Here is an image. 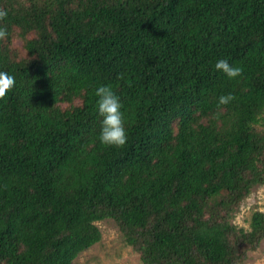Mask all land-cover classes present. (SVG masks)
Segmentation results:
<instances>
[{
    "label": "trees",
    "instance_id": "1",
    "mask_svg": "<svg viewBox=\"0 0 264 264\" xmlns=\"http://www.w3.org/2000/svg\"><path fill=\"white\" fill-rule=\"evenodd\" d=\"M0 8V71L16 80L0 99V264H74L104 220L143 264H244L259 249L264 215L233 220L264 185V0ZM100 86L120 98L123 147L100 141Z\"/></svg>",
    "mask_w": 264,
    "mask_h": 264
},
{
    "label": "rangeland",
    "instance_id": "2",
    "mask_svg": "<svg viewBox=\"0 0 264 264\" xmlns=\"http://www.w3.org/2000/svg\"><path fill=\"white\" fill-rule=\"evenodd\" d=\"M29 3L32 0H23ZM44 1V0H33ZM13 47L22 50L23 40L14 39ZM79 102H77L78 104ZM63 107H66L64 105ZM225 109H215L207 114V121L217 125L219 119H225ZM221 129V128H220ZM264 215V185L254 188L242 202L233 222L250 230L252 224L258 221V215ZM101 231V240L90 249L82 252L74 264H143L140 255L126 244L117 225L111 220H104L96 224ZM244 264H264V240L259 249L250 254Z\"/></svg>",
    "mask_w": 264,
    "mask_h": 264
},
{
    "label": "clouds",
    "instance_id": "3",
    "mask_svg": "<svg viewBox=\"0 0 264 264\" xmlns=\"http://www.w3.org/2000/svg\"><path fill=\"white\" fill-rule=\"evenodd\" d=\"M8 17V11L0 8V22H3ZM9 36L6 26L0 23V40H5ZM215 68L222 71L230 79H235L243 74V69L232 66L228 60L219 59ZM119 79H123L121 74ZM16 84L15 77L8 72L0 71V99H3L6 94L11 91ZM95 95L98 97L97 108L102 119V128L100 132L101 143L109 146L123 147L127 143V132L125 128V118L121 111L122 104L119 96L114 92L111 86H100L95 90ZM235 99L231 93L223 95L218 100V105H227Z\"/></svg>",
    "mask_w": 264,
    "mask_h": 264
}]
</instances>
